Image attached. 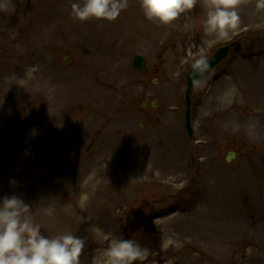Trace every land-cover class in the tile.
I'll list each match as a JSON object with an SVG mask.
<instances>
[{
  "label": "rangeland",
  "instance_id": "obj_1",
  "mask_svg": "<svg viewBox=\"0 0 264 264\" xmlns=\"http://www.w3.org/2000/svg\"><path fill=\"white\" fill-rule=\"evenodd\" d=\"M204 2L164 26L140 0L115 21L86 23L71 0H0V197L19 195L34 212L51 205L52 218H34L46 235L85 238L80 264L109 244L97 228L149 249L144 264H264V9L241 0L239 27L218 39ZM233 41L192 91L188 138L186 74ZM250 86L253 105L239 94Z\"/></svg>",
  "mask_w": 264,
  "mask_h": 264
},
{
  "label": "clouds",
  "instance_id": "obj_2",
  "mask_svg": "<svg viewBox=\"0 0 264 264\" xmlns=\"http://www.w3.org/2000/svg\"><path fill=\"white\" fill-rule=\"evenodd\" d=\"M241 0H205V31L218 39H227L240 25L238 8ZM197 0H140L145 19L160 25H170L185 13L191 12ZM129 6V0H71V17L80 23L89 21H115ZM256 8L264 9V0H256ZM210 41L209 43H214ZM208 66L204 59L197 67ZM35 131V130H33ZM15 185L16 181L11 180ZM52 218L51 205L36 210ZM32 204L19 195L0 197V264H80L86 247L85 238L71 232L54 236L46 235L36 222ZM105 240L107 247L97 249L92 264H144L150 251L133 239L113 237L95 229Z\"/></svg>",
  "mask_w": 264,
  "mask_h": 264
},
{
  "label": "water",
  "instance_id": "obj_3",
  "mask_svg": "<svg viewBox=\"0 0 264 264\" xmlns=\"http://www.w3.org/2000/svg\"><path fill=\"white\" fill-rule=\"evenodd\" d=\"M235 46L234 43L219 49L214 56L211 58L205 60L208 64V66L205 68L203 65H200L199 67L193 66L191 70L189 71L187 78H186V87L184 91V105H185V111H184V124H185V129L187 132L188 137H191L192 134V129H191V121H190V94L192 91V88L195 86V84L205 75L207 74L210 70L214 69L217 67L230 53L231 49ZM143 62L144 60L141 57H134L133 59V66L134 68L140 70V71H145L143 67ZM29 122V119H25L23 121H20L18 123L19 126H23ZM80 125V123H78ZM52 131V126L47 125L44 134H43V139L41 143V149L45 150L47 144L49 143L50 140V135ZM235 157V153L229 152L227 153L225 157L226 162H230L233 160Z\"/></svg>",
  "mask_w": 264,
  "mask_h": 264
},
{
  "label": "bare ground",
  "instance_id": "obj_4",
  "mask_svg": "<svg viewBox=\"0 0 264 264\" xmlns=\"http://www.w3.org/2000/svg\"><path fill=\"white\" fill-rule=\"evenodd\" d=\"M251 89H252V87L250 86L249 89H248L246 92H244V93H243V92H239V94H240V96L243 95V96H242L243 99H244V98H247V101H246V102H248V103H250V104L253 105V104H254V101L256 102V98L252 95L253 93H251ZM224 94H225V96L219 98V101L226 100V99H230V98H231V99L234 98V97L232 96V90L227 91V92H225ZM96 181H97V180L95 179V176L91 177L88 181H86V182L83 184V186H82V190H83V191L89 190V189L91 188V185H93ZM99 195L102 196L103 193L98 194V196H99ZM107 196H108V194H105L104 197L107 198Z\"/></svg>",
  "mask_w": 264,
  "mask_h": 264
}]
</instances>
